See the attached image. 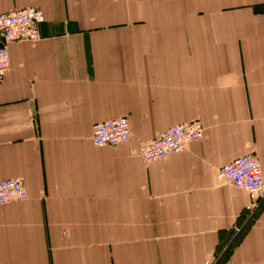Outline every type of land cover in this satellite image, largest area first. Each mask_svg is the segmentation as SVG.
<instances>
[{"label": "crops", "instance_id": "0c3cea01", "mask_svg": "<svg viewBox=\"0 0 264 264\" xmlns=\"http://www.w3.org/2000/svg\"><path fill=\"white\" fill-rule=\"evenodd\" d=\"M44 12L0 83V264H264V201L218 179L255 153L264 179V0H0ZM3 38L0 33V47ZM126 117L128 142L96 147ZM197 120L201 141L145 163L142 143ZM240 229V230H239Z\"/></svg>", "mask_w": 264, "mask_h": 264}, {"label": "built area", "instance_id": "2783aa9c", "mask_svg": "<svg viewBox=\"0 0 264 264\" xmlns=\"http://www.w3.org/2000/svg\"><path fill=\"white\" fill-rule=\"evenodd\" d=\"M43 21L44 12L37 6L0 14V33L3 38V45L0 47V83L10 67L7 47L16 42H35L41 39L39 25ZM203 136L204 127L197 120L175 124L162 131L153 141L142 143L137 155L145 163L164 160L171 154L185 151L191 143L201 141ZM130 138V123L126 117H120L96 123L91 141L96 147H104L128 142ZM217 176L223 183L249 193L252 201L245 208L244 222L250 223L264 201V179L258 156L255 153L242 155L220 167ZM28 198L29 194L22 180L0 181V206L26 201ZM203 264H211V261L207 259Z\"/></svg>", "mask_w": 264, "mask_h": 264}]
</instances>
